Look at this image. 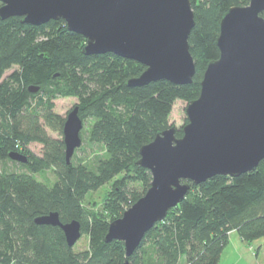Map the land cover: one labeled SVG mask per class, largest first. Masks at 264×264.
<instances>
[{
	"label": "trees",
	"instance_id": "obj_1",
	"mask_svg": "<svg viewBox=\"0 0 264 264\" xmlns=\"http://www.w3.org/2000/svg\"><path fill=\"white\" fill-rule=\"evenodd\" d=\"M192 1L196 24L189 44L196 72L188 85L166 79L130 87L129 79L145 66L113 53L85 55L86 38L71 32L65 20L35 26L21 17L0 19V264H218L232 231L247 242L264 237L263 159L240 176L192 183L129 257L122 241H105L109 223L144 195L153 179L136 162L141 147L172 126L169 117L178 99L189 103L199 96L207 64L220 56L222 16L229 7L250 2ZM34 86L38 90L31 92ZM67 96L78 99L83 120L94 119L90 140L106 148L93 167L72 159L68 164L63 139L44 128L63 133L65 119L54 112V102ZM176 133L181 136L182 128ZM36 142L42 144L41 155L29 148ZM15 150L27 154L26 164L9 157ZM7 162L26 171L2 167ZM49 169L57 176L54 184L37 180ZM120 174L108 211L87 208V194ZM137 181L141 185L133 186ZM50 211L63 222L78 220L82 235L89 236L88 248L68 246L59 226L35 223Z\"/></svg>",
	"mask_w": 264,
	"mask_h": 264
},
{
	"label": "water",
	"instance_id": "obj_2",
	"mask_svg": "<svg viewBox=\"0 0 264 264\" xmlns=\"http://www.w3.org/2000/svg\"><path fill=\"white\" fill-rule=\"evenodd\" d=\"M264 0L231 6L220 22L219 58L210 60L200 94L190 101L188 122L177 136L169 126L140 149L136 162L149 169L144 195L111 221L105 241H122L126 256L147 232L165 219L191 190L216 175L240 176L264 159ZM21 17L41 26L65 20L66 27L86 38L83 53H113L136 60L146 69L128 81L130 87L158 80L188 85L196 72L189 37L194 28L192 0H0V19ZM38 87H30L37 91ZM65 160L81 147L83 118L76 105L63 124ZM12 160L26 164L27 154L13 151ZM35 223L59 226L68 246L82 237L76 219L63 222L57 211ZM125 264H130L127 260Z\"/></svg>",
	"mask_w": 264,
	"mask_h": 264
},
{
	"label": "rangeland",
	"instance_id": "obj_3",
	"mask_svg": "<svg viewBox=\"0 0 264 264\" xmlns=\"http://www.w3.org/2000/svg\"><path fill=\"white\" fill-rule=\"evenodd\" d=\"M14 68H11V70H8L5 74L7 76L10 75ZM54 103L56 105L54 112L66 119L68 112L77 105L78 99L73 96L58 97ZM188 104V102L178 99L173 107L172 113L170 114L169 122H171V125L175 126L178 130L188 122L186 111ZM93 122L94 119L92 118L83 120L84 128L81 131L82 144L72 157V160L76 164L85 162L93 167L98 159L103 158L106 155V148L103 145L93 143L90 140L89 135ZM44 128H46V131L52 138L63 139V133L61 134L59 131L57 132L48 126H45ZM29 148L38 155H41L43 152L42 144L38 142L31 143ZM2 167H6L10 171H26L23 166L13 162L2 164ZM123 176L124 174H120L112 179V181L104 184L101 188L88 193L83 201L86 207L93 210L95 209L96 211H108L107 208L115 193V185ZM36 178L43 182L46 181L48 184H54L57 180V176L52 169H49L45 174L38 173ZM132 185L137 187L141 184L137 181L133 182ZM243 241L237 237V234H233L232 238L229 239L228 245L223 250V254L218 264H264V237L250 242ZM89 242V236L84 233L74 247L76 250L82 251L88 248ZM257 247H260L258 254L255 249Z\"/></svg>",
	"mask_w": 264,
	"mask_h": 264
},
{
	"label": "crops",
	"instance_id": "obj_4",
	"mask_svg": "<svg viewBox=\"0 0 264 264\" xmlns=\"http://www.w3.org/2000/svg\"><path fill=\"white\" fill-rule=\"evenodd\" d=\"M233 234H237V237L240 239V240H242V238L240 237V234H238V232L237 231H232L231 233H230V238L229 239H231L232 238V236H233ZM243 241V240H242ZM244 242V241H243ZM256 250H257V254L259 253V250H260V247H257V248H255ZM225 255V254H224ZM224 255H223V257H224Z\"/></svg>",
	"mask_w": 264,
	"mask_h": 264
}]
</instances>
